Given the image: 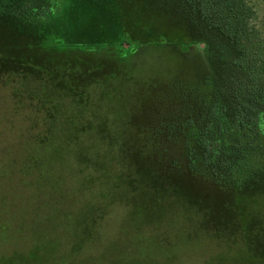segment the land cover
I'll return each instance as SVG.
<instances>
[{"label":"rangeland","instance_id":"374dc122","mask_svg":"<svg viewBox=\"0 0 264 264\" xmlns=\"http://www.w3.org/2000/svg\"><path fill=\"white\" fill-rule=\"evenodd\" d=\"M244 1L247 26L258 34L252 55L264 58V0ZM172 3L66 0L61 14L37 30L42 35L26 37L0 20V264H264V195L241 213L233 194L173 178L176 170L172 182L195 188L171 199L144 184L156 163L143 156L153 147L142 127L165 107L164 94L174 93L172 78L200 76L206 68L192 47L138 45L160 30L182 35L174 19L183 18L169 10ZM121 28L135 44L128 60L98 50L74 65L68 58L51 65L59 37L84 46L118 39ZM24 65L39 69V87L76 96L72 116L62 105V118L82 128L59 120L49 128L50 141L35 142L50 118L39 101L16 97L24 80L14 71ZM87 78L96 83L83 90ZM71 132L77 139L67 137ZM152 190L162 196L154 205Z\"/></svg>","mask_w":264,"mask_h":264},{"label":"trees","instance_id":"16d2710c","mask_svg":"<svg viewBox=\"0 0 264 264\" xmlns=\"http://www.w3.org/2000/svg\"><path fill=\"white\" fill-rule=\"evenodd\" d=\"M169 1L173 2L169 10H174V15L183 18L174 19L182 35L172 36L160 30L154 38L138 45H176L183 52L192 47L206 68L200 76L172 78L174 93L164 94L165 98L161 100H164L165 107L159 104L160 113L152 121H147L145 128L142 127L145 138L153 147L150 152L144 151L143 156L156 163H150V168L146 170L150 176L146 173L142 176L144 184L148 189H158L161 195L177 198L194 186L172 182L170 178L176 170L178 175L173 178L200 182L215 194H233V203L241 213H246L245 203L251 204L257 195H264V188L260 187L264 180V58L252 55L258 34L247 26L250 7L244 0ZM64 2L66 0H0V20L5 22L1 25L15 26L16 30L12 29L15 36L26 37L34 32L40 34L37 30L43 31L53 18L61 14ZM127 34L121 28L118 39L109 37L98 41L100 43H86L83 47L59 37L60 41L52 48L57 50V61L51 62V65L64 63L66 58L74 65L76 58L82 55L85 58L98 50L126 61L134 54L135 48ZM188 34L190 39L184 37ZM122 42L127 47H122ZM199 44L203 46L199 47ZM91 47L95 49L90 51ZM38 70L24 65L14 73L21 83L24 80L16 97L39 101L40 108L50 118L42 135L38 134L35 138V142L42 145L44 141H50L49 128L56 126L59 120L66 128L70 121L73 127L82 126L71 118L78 104L76 96L67 91L66 96H61L53 88L39 87L36 80ZM82 83L85 90L96 81L87 78ZM62 105H69L67 107L72 109L70 119L66 121L62 118ZM71 133L67 137L77 139L78 134ZM99 139L102 140L101 136ZM152 191L155 194L152 197L154 205L160 202L162 196L157 190ZM83 227L80 228V239L87 238L89 234ZM240 228L246 235L249 233L247 220ZM38 249L34 247L36 252Z\"/></svg>","mask_w":264,"mask_h":264}]
</instances>
